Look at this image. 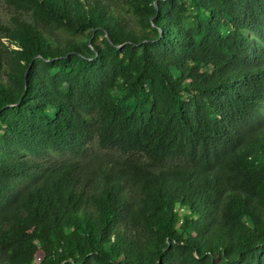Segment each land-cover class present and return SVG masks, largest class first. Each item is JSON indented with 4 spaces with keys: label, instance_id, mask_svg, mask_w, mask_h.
<instances>
[{
    "label": "trees",
    "instance_id": "1",
    "mask_svg": "<svg viewBox=\"0 0 264 264\" xmlns=\"http://www.w3.org/2000/svg\"><path fill=\"white\" fill-rule=\"evenodd\" d=\"M0 264H264V0H0Z\"/></svg>",
    "mask_w": 264,
    "mask_h": 264
}]
</instances>
